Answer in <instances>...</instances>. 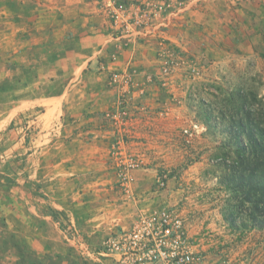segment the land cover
I'll list each match as a JSON object with an SVG mask.
<instances>
[{"label":"rangeland","instance_id":"rangeland-1","mask_svg":"<svg viewBox=\"0 0 264 264\" xmlns=\"http://www.w3.org/2000/svg\"><path fill=\"white\" fill-rule=\"evenodd\" d=\"M84 1L101 2L99 43L111 61L141 51L131 69H112L107 86L89 88L111 103L85 94L99 104L85 158L100 160L86 172L68 167L74 153L53 144L70 138L43 136L73 125L68 107L81 100L58 114L62 97L40 105L72 77L66 63L52 70L44 46H62L61 21ZM119 1L127 26L108 0H0V264H86L74 240L99 247L163 209L185 218L206 264H264V219L251 216L249 201L239 206L227 123L237 98L264 100V0ZM98 77L88 74L87 84Z\"/></svg>","mask_w":264,"mask_h":264},{"label":"crops","instance_id":"crops-1","mask_svg":"<svg viewBox=\"0 0 264 264\" xmlns=\"http://www.w3.org/2000/svg\"><path fill=\"white\" fill-rule=\"evenodd\" d=\"M101 2L93 3L89 1H84L82 6L75 8V13L73 17L63 19L61 22H66L64 25L68 27L67 32H63L64 35L61 37V41L59 43L62 44L61 47H57L56 44L52 43L51 45L44 46L46 49V53H49V57L52 59V70H55V67L58 66L62 67L64 64H68V69L70 68L72 72V77L70 78L69 82L64 86L63 90H57L53 93L46 95L43 98L42 104H48L49 101L55 100L57 101L58 98L62 97L61 103L53 107V106H44L45 109L55 108L56 113H60L62 111L63 103L64 102H72L77 101L79 103L71 104L68 108L70 115L73 117V125L69 126L66 125V129L60 130L59 127L54 128L52 127L55 132L50 131L43 136L46 135H61L64 133V136L70 139H61L53 138L56 142H61L57 144L53 142L54 145H62L71 153H74V157L67 159V166L70 168H83V171L86 172L89 166H99L100 160L93 159V158H85L87 148L92 146H96L93 143L88 142L84 138V133L93 132L94 130L90 128V126L98 120L99 114V104L94 102H90L85 95L91 94L94 95L95 99L99 97L100 103L102 102H112L114 100V96H106L107 93L104 95L105 92L98 91H91L89 93V88L96 87L102 88L107 86V82L109 81L108 77L112 71V69H120V70H128L131 69V66L137 63L136 59L139 57V47L136 46L135 49L128 48L127 50H123L119 52V59L116 61H111L110 54L111 50L107 49L105 46L102 45V42L99 43L101 39V35L103 33L101 30L105 29L104 25H100L101 18L106 19L104 16V10L100 4ZM90 4V5H89ZM58 10H63L62 6L56 5ZM67 35V36H66ZM60 39V38H59ZM39 50V48H38ZM56 68V69H57ZM30 69V68H29ZM27 75V68L23 69V74ZM94 75L98 74L99 77L95 80V84H87V75ZM102 78V79H101ZM53 78H51L52 80ZM109 92V90H108ZM85 96V97H84ZM102 97V98H101ZM40 100V101H42ZM89 101V102H88ZM23 103V100L21 101ZM36 105V104H35ZM89 105H91L89 107ZM35 107V106H34ZM70 116V117H71ZM68 127H70L68 129ZM79 127V130L76 129ZM88 130V131H84ZM49 133V134H48ZM57 133V134H56ZM83 138V139H82ZM97 147L103 151L107 150L106 143L97 144ZM77 155V156H76ZM63 163V161L54 163L52 166L57 167L59 164ZM72 171V170H70ZM149 182V181H148ZM79 191L80 189L77 188ZM86 190H83L85 193ZM82 194L80 191L78 192ZM138 193L137 195H139ZM82 202H78L75 204V208H72L73 218L72 222L73 225L77 227L80 225V216L76 213L77 208L81 205ZM90 219H85V223L88 222ZM75 223V224H74ZM76 229V228H75ZM15 252L19 254L21 257H25L23 253L19 250V247L15 245ZM197 248V245H196ZM54 258L51 259V264L54 262Z\"/></svg>","mask_w":264,"mask_h":264},{"label":"built area","instance_id":"built-area-1","mask_svg":"<svg viewBox=\"0 0 264 264\" xmlns=\"http://www.w3.org/2000/svg\"><path fill=\"white\" fill-rule=\"evenodd\" d=\"M108 5L115 21L127 26L126 4L108 0ZM74 241L92 264H206L185 218L169 209L141 215L128 228L110 234L99 247Z\"/></svg>","mask_w":264,"mask_h":264},{"label":"trees","instance_id":"trees-1","mask_svg":"<svg viewBox=\"0 0 264 264\" xmlns=\"http://www.w3.org/2000/svg\"><path fill=\"white\" fill-rule=\"evenodd\" d=\"M264 100L237 98L236 115L231 116L227 123L232 144L235 145L238 173L232 174L238 189L244 191V201L252 203L251 216L264 219ZM244 139V140H243ZM241 147V150L239 148ZM260 212V213H259ZM264 222V220H263ZM89 264V262H86ZM92 264V263H91Z\"/></svg>","mask_w":264,"mask_h":264}]
</instances>
